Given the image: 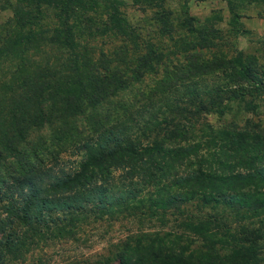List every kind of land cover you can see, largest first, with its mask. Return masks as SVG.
Wrapping results in <instances>:
<instances>
[{
    "label": "trees",
    "instance_id": "obj_1",
    "mask_svg": "<svg viewBox=\"0 0 264 264\" xmlns=\"http://www.w3.org/2000/svg\"><path fill=\"white\" fill-rule=\"evenodd\" d=\"M28 2L34 13L0 24V264L104 217L165 225L195 203L211 212L176 217L181 234L135 230L88 264H260L252 235L263 232L241 220L264 212V132L215 127L205 116L248 98L257 107L264 70L242 52L205 54L217 31L191 19L194 38L169 28L166 52L145 42L131 58L125 39L136 29L116 6L101 22L89 14L98 0ZM49 11L52 28L42 22ZM94 33L124 39L104 51L89 44ZM40 39L56 50L55 68L51 53L33 46ZM31 48L44 59L24 55ZM145 75L153 86L135 88ZM184 230L201 239L199 249L190 248L193 236L181 242Z\"/></svg>",
    "mask_w": 264,
    "mask_h": 264
},
{
    "label": "rangeland",
    "instance_id": "obj_2",
    "mask_svg": "<svg viewBox=\"0 0 264 264\" xmlns=\"http://www.w3.org/2000/svg\"><path fill=\"white\" fill-rule=\"evenodd\" d=\"M28 5V0H0V24L6 20L13 21L16 12L19 16L34 13ZM96 6L99 10L97 14L89 11L90 15H94V19L97 18L103 22L107 17V11L116 6L127 22L135 27L136 32L125 39L129 47L127 54L131 58L146 50L142 44L145 42H151L166 52L171 43L167 35L169 28L173 31L177 30L178 34L182 33L194 38L196 36L194 32L187 33L186 31V23L191 19L192 24L196 27L210 26L217 31L214 44L202 48L205 54L217 53L226 57H233L238 52H242L253 59L254 65L264 70V0H98ZM166 12H169V17L161 15ZM42 22L46 23L48 28L56 26L53 12L49 11L47 16L42 18ZM163 25L164 29H162ZM83 37L85 38V35ZM86 39L81 38L80 40ZM123 39V37H116L112 33H94L87 40L89 44L92 45L97 42L98 47L102 46L104 51L111 52L115 47L120 46ZM40 42H42L41 39L33 46L43 48L46 50L45 54L51 53L49 66L55 68L53 58L56 50L48 41H45V46H42ZM134 44L138 45L135 52L133 50ZM22 52L26 56L35 55L36 59H44L41 53L34 48L25 49ZM168 58L172 62H176L181 56L177 53L168 55ZM131 63L134 64L133 59ZM20 66L23 68L19 69L24 72L34 69L29 65L21 64ZM12 68L15 67L12 66ZM151 78V76L145 75L140 82L133 83V86L149 89L153 86ZM248 100L249 98L246 100V105L245 102H241L238 107L234 106L232 111H228L223 116L214 113L207 114L206 120L215 127L248 125L250 128L264 132V94L253 101L258 103L255 108L249 105ZM209 212L211 210L208 207H199L195 203L188 206L183 216L176 217L181 222L182 218L189 213H194L195 218H205L206 215L210 214ZM227 214H229V218L234 219L232 212ZM175 218L174 221L170 220L167 224L162 225L156 220L138 224L136 221L123 216L104 217V219H98L86 225L83 228V234H77L72 238L47 240L42 247H36L35 250L24 254L22 258L12 260L9 264H88L99 258L109 256L111 251H115L116 246L135 230L169 231L171 228L170 230L174 233L181 234L182 227L175 223ZM241 221V223L250 226L253 234H259V231L263 232L261 237L252 236L260 243L257 251L259 250L260 254V264H264V212L259 217H251ZM183 232L185 234L182 236L181 242L186 243L185 240L188 236H193L190 248L199 249L201 247L200 238L188 231L184 230ZM221 252L224 253L225 251Z\"/></svg>",
    "mask_w": 264,
    "mask_h": 264
}]
</instances>
